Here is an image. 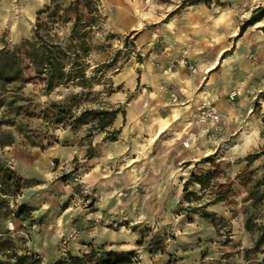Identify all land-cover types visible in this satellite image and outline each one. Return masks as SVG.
<instances>
[{"label": "rangeland", "instance_id": "rangeland-1", "mask_svg": "<svg viewBox=\"0 0 264 264\" xmlns=\"http://www.w3.org/2000/svg\"><path fill=\"white\" fill-rule=\"evenodd\" d=\"M95 2L92 87L45 94L25 66L20 114L0 110V166L10 172L1 189L0 259L27 254L54 264L113 251L139 264H257L264 18L241 29L264 0ZM49 3L0 0V47L29 38ZM110 107L118 112L104 130L91 115L70 118ZM250 154L258 157L248 163ZM212 171L201 190L196 178ZM218 192L223 200L208 205Z\"/></svg>", "mask_w": 264, "mask_h": 264}, {"label": "trees", "instance_id": "trees-1", "mask_svg": "<svg viewBox=\"0 0 264 264\" xmlns=\"http://www.w3.org/2000/svg\"><path fill=\"white\" fill-rule=\"evenodd\" d=\"M101 13L99 4L95 0H50L44 10L38 12L36 22L29 38L24 39L19 45L5 44L0 47V110L7 116L20 114L22 105L18 101L22 99L21 90L26 82L25 66H30L33 72L40 76L43 83V92L50 93L59 86H74L90 89L96 76H89L87 68L88 55L93 49V33L100 29L99 23ZM264 18V8H260L247 19L241 30ZM109 62L97 64L93 72H101ZM115 107L101 108L97 110H84L77 117L70 115L73 122L79 121L81 117L91 115L97 120V128L104 130L110 127L117 115ZM59 113L54 119L60 121ZM9 118L8 122L13 121ZM110 131L108 134L114 133ZM248 163L258 157L250 154ZM203 161H207L204 158ZM199 161L197 162V164ZM215 172H209L204 178H196L205 189L204 180H208ZM10 172L3 170L0 166V206L5 202L2 186L10 181ZM188 182L184 183L187 191ZM253 195V194H251ZM188 197L194 193L188 192ZM256 199V198H255ZM223 200V196L217 193L214 200L208 202L214 204ZM255 202V200H252ZM252 219L247 216L244 227L249 229ZM264 231V223L261 225ZM252 249L256 250V246ZM0 264H41L38 259L27 254L18 255L12 253L6 259H0ZM54 264H139L132 259L131 253H115L107 251L103 255L83 254L82 256H68L57 260ZM258 264H264L262 259Z\"/></svg>", "mask_w": 264, "mask_h": 264}, {"label": "built area", "instance_id": "built-area-1", "mask_svg": "<svg viewBox=\"0 0 264 264\" xmlns=\"http://www.w3.org/2000/svg\"><path fill=\"white\" fill-rule=\"evenodd\" d=\"M207 116H209L214 121H217L219 118V115L216 113L214 108L208 109Z\"/></svg>", "mask_w": 264, "mask_h": 264}, {"label": "crops", "instance_id": "crops-1", "mask_svg": "<svg viewBox=\"0 0 264 264\" xmlns=\"http://www.w3.org/2000/svg\"><path fill=\"white\" fill-rule=\"evenodd\" d=\"M262 257H264V256L261 255L260 257L256 258L257 264L259 261H261Z\"/></svg>", "mask_w": 264, "mask_h": 264}]
</instances>
